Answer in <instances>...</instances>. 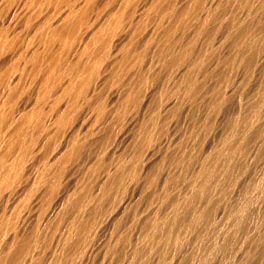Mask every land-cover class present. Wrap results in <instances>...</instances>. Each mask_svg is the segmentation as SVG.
<instances>
[{
  "label": "bare ground",
  "instance_id": "bare-ground-1",
  "mask_svg": "<svg viewBox=\"0 0 264 264\" xmlns=\"http://www.w3.org/2000/svg\"><path fill=\"white\" fill-rule=\"evenodd\" d=\"M0 264H264V0H0Z\"/></svg>",
  "mask_w": 264,
  "mask_h": 264
}]
</instances>
